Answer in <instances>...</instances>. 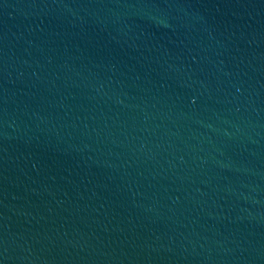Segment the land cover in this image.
Instances as JSON below:
<instances>
[{
    "label": "water",
    "instance_id": "95a60500",
    "mask_svg": "<svg viewBox=\"0 0 264 264\" xmlns=\"http://www.w3.org/2000/svg\"><path fill=\"white\" fill-rule=\"evenodd\" d=\"M0 264H264V0H0Z\"/></svg>",
    "mask_w": 264,
    "mask_h": 264
}]
</instances>
